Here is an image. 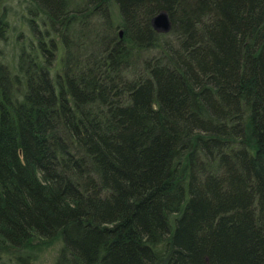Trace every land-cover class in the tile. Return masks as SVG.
Here are the masks:
<instances>
[{
    "label": "trees",
    "instance_id": "1",
    "mask_svg": "<svg viewBox=\"0 0 264 264\" xmlns=\"http://www.w3.org/2000/svg\"><path fill=\"white\" fill-rule=\"evenodd\" d=\"M25 1L28 32L0 11V258L264 264V0Z\"/></svg>",
    "mask_w": 264,
    "mask_h": 264
},
{
    "label": "rangeland",
    "instance_id": "2",
    "mask_svg": "<svg viewBox=\"0 0 264 264\" xmlns=\"http://www.w3.org/2000/svg\"><path fill=\"white\" fill-rule=\"evenodd\" d=\"M3 6L8 8L7 11H12L9 15V20L11 23L15 24L17 27L16 32L24 31L28 32L29 28L26 22H24L23 16L27 15L26 11V1L25 0H0V11ZM17 15V17L14 16ZM8 50L4 49V54H6ZM9 55V54H8ZM2 56H0L1 58ZM6 61V58L2 57L1 60ZM59 247V243H55L51 246H47L38 251L33 250L30 251L31 255L25 254L24 251H15V255H2L0 258L1 263L4 264H51L56 256L57 250ZM26 251V250H25ZM20 255L18 258L16 254Z\"/></svg>",
    "mask_w": 264,
    "mask_h": 264
},
{
    "label": "water",
    "instance_id": "3",
    "mask_svg": "<svg viewBox=\"0 0 264 264\" xmlns=\"http://www.w3.org/2000/svg\"><path fill=\"white\" fill-rule=\"evenodd\" d=\"M152 27L160 32H166L170 29V20L168 15L161 11L158 12L151 20Z\"/></svg>",
    "mask_w": 264,
    "mask_h": 264
}]
</instances>
